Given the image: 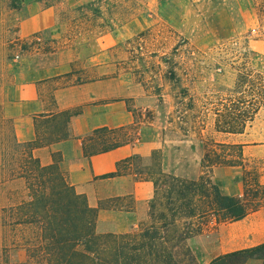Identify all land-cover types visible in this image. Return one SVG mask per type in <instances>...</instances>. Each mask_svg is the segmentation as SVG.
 <instances>
[{
    "label": "rangeland",
    "instance_id": "obj_1",
    "mask_svg": "<svg viewBox=\"0 0 264 264\" xmlns=\"http://www.w3.org/2000/svg\"><path fill=\"white\" fill-rule=\"evenodd\" d=\"M261 5L262 0H0V89L12 79L25 57L32 54L64 50L79 54L74 68L76 75L82 76L85 58L102 53L104 57L99 62H106L109 67L97 69L96 77L122 75L114 87L116 94H124L127 88L128 104L138 116L146 110L152 112V124H143L132 132H140L144 141L162 144L170 158L171 174L198 179L204 153L213 143L223 142L251 146L244 151L247 169L257 167L264 173V108L242 136L213 131L217 121H222L216 112L232 107L239 99L234 93L238 76L251 73L253 78L258 74L264 77ZM38 28L43 29L25 35ZM143 34L148 40L145 55L135 53L139 58H132L129 43ZM177 47L179 53L175 56ZM163 57L173 60L177 78L188 90L186 98L173 87V82L161 81L162 70H169L162 63ZM132 63L139 72L134 71ZM162 85L163 99L155 93V87ZM245 90L249 92L250 88ZM245 100L253 99L247 95ZM190 101L195 103V115L201 113L199 116L208 126L204 143L193 132L184 133L183 127L170 123L173 117L179 124L182 104ZM11 125L0 106V210L29 199L25 181L9 178V164L16 167L19 158V154L9 150L7 142ZM209 175L216 184L224 185L225 194L241 201L245 187L241 168L217 167ZM236 184L243 188L236 189ZM16 230L14 235L11 227L0 228V264L34 262L32 252L12 244L15 237L20 242L32 239L31 228ZM4 237L8 239L6 250L2 248ZM189 245L199 264H209L213 257L240 247L230 236L222 240L215 233L199 236Z\"/></svg>",
    "mask_w": 264,
    "mask_h": 264
},
{
    "label": "trees",
    "instance_id": "obj_2",
    "mask_svg": "<svg viewBox=\"0 0 264 264\" xmlns=\"http://www.w3.org/2000/svg\"><path fill=\"white\" fill-rule=\"evenodd\" d=\"M261 12L264 13V0ZM147 36L143 34L130 42L131 57L145 55ZM137 53V54H135ZM179 48L174 49V55ZM133 60V59H132ZM168 71L162 70L161 81L173 82V87L188 96V90L177 78L173 60L163 57ZM131 62V61H130ZM134 65V71L139 68ZM131 72V69H127ZM134 74V72H132ZM136 74H134L135 76ZM147 87V86H146ZM162 86L155 87L161 99ZM246 87L250 90L247 92ZM235 94L239 95L232 107L225 106L217 111L218 120L214 132L227 136H242L264 108V77L251 73L240 74ZM249 95L252 102L245 98ZM178 121L184 133L193 132L204 143V131L208 129L201 113L195 115V103L182 104ZM134 113L135 124L119 129L107 127L94 130L83 143L86 157L111 152L140 138L133 132L142 124L151 125L154 117L146 110L144 115ZM75 113L65 112L52 119L44 120L35 142L20 144L11 128L8 137L9 150L19 154L16 167L9 164L10 179H23L28 190V200L15 207L0 210V228L11 227L17 233L18 227L31 228L33 238L12 244L32 252V264H199L189 243L193 239L216 233L221 225L244 220L249 215L264 209V173L260 168L247 169L244 144L228 142L213 143L201 160L202 174L196 180L185 179L162 170V152L156 150L151 158L138 155L118 165V170L104 178H115L133 174L142 181L154 183L155 194L150 202L148 219L137 230L127 234H99L96 231L99 208H91L86 196L80 195L68 183L60 170L57 157L54 164L42 166L33 156V151L46 145L67 139L68 123ZM59 120V121H58ZM133 131V132H132ZM3 161V160H2ZM3 164V162H2ZM12 166V167H11ZM217 167L241 168L245 184L241 201L226 195L210 177L209 172ZM8 239L2 240L6 250ZM209 264H264V243L252 248L221 254L212 258Z\"/></svg>",
    "mask_w": 264,
    "mask_h": 264
},
{
    "label": "crops",
    "instance_id": "obj_3",
    "mask_svg": "<svg viewBox=\"0 0 264 264\" xmlns=\"http://www.w3.org/2000/svg\"><path fill=\"white\" fill-rule=\"evenodd\" d=\"M42 29L26 32L25 35ZM78 57L79 54H71L65 50L35 53L25 57L12 79L2 85L0 106L4 110L5 118L11 122L12 131L20 144L35 142L38 127L40 133L44 132L40 128L44 120L58 117L65 112L75 113L68 123V138L35 149L33 156L42 166L54 164L57 157L60 170L65 174L68 183L78 194L86 196L89 206L94 209L102 204L105 206L98 212L96 231L99 234L131 233L148 219L149 205L155 194L154 183L142 181L133 174L104 177L116 172L118 165L128 158L138 155L148 159L156 150L162 152V170L172 173L170 158L162 144L155 145L144 141L140 132H137L140 140L135 143L108 153L85 156L84 140L94 130L128 127L134 125L136 120L134 113L129 110V107H133L128 104L130 99L127 88L120 95L114 89L123 76L100 74V78L96 77L97 69L104 70L109 67L106 62H99L104 54L94 53L85 58L87 64L83 68L82 76L76 75L78 72L74 68ZM249 147L251 146L246 144L244 151ZM1 165L0 156V167ZM217 185L221 190L224 187L223 184ZM241 187L236 184V189H242ZM228 195L233 196L230 193ZM215 234H220L222 240L230 236L232 240L238 241L240 247L233 251L263 244L264 209L242 221L221 225Z\"/></svg>",
    "mask_w": 264,
    "mask_h": 264
}]
</instances>
